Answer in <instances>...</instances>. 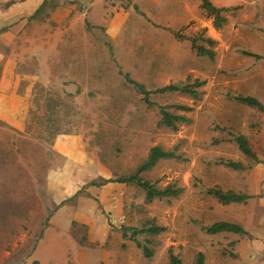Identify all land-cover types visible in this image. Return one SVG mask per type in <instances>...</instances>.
Masks as SVG:
<instances>
[{"label":"rangeland","instance_id":"rangeland-1","mask_svg":"<svg viewBox=\"0 0 264 264\" xmlns=\"http://www.w3.org/2000/svg\"><path fill=\"white\" fill-rule=\"evenodd\" d=\"M96 1L52 0L7 45L15 62L8 84L19 82L25 119L21 128L0 119V264H61L72 247L58 231L48 230L36 246L63 204L91 219L95 238L108 235L105 247L120 240L130 264H167L169 248L191 264L196 253L184 238L185 223L202 226L231 213L208 189L250 184L253 175L263 191L254 206L261 226L250 247L230 238L199 243L205 264H264V110L236 99L264 104V0H211L228 7L219 29L200 0ZM193 36L199 44L206 45L201 36L215 40L214 58L191 48ZM124 73L150 91L195 79L203 84L196 98L152 93L149 106ZM168 104L192 107L169 109L189 118L177 130L160 123L159 106ZM239 134L260 162L240 151ZM152 146L177 157L160 159L140 177L159 189L181 188L177 197L147 201L137 184L116 181L133 174ZM227 160L243 168L226 166ZM153 224L165 230L136 236L151 257L122 238L125 227ZM90 226L76 219L59 231L86 241Z\"/></svg>","mask_w":264,"mask_h":264},{"label":"crops","instance_id":"crops-1","mask_svg":"<svg viewBox=\"0 0 264 264\" xmlns=\"http://www.w3.org/2000/svg\"><path fill=\"white\" fill-rule=\"evenodd\" d=\"M8 1L10 0H0V119L11 122L13 125H16V127L21 128L22 126H24L25 117L23 114L25 112V109L23 105L22 96L18 91L19 82L11 84V86L10 84H8V72L10 70H12L13 72L14 69H12V66L15 62H13L11 58L7 55L6 50L7 45L14 38L19 36L21 31L24 30L27 25L28 19L31 18V16L34 14V12L43 0H17L13 4L6 5ZM96 2H98V0ZM134 4L139 7L138 2H133V5ZM214 5L218 7H226L224 6L226 4L221 3H217ZM13 68H15V66ZM18 97V105L11 104L12 99H17ZM229 189L246 193L250 195V198H248L245 203L221 204L217 202L218 205H222V208L224 205L227 207V209H230L231 211V213L228 214L229 216H227V218L221 220L240 224L248 232V234L240 235L232 232L208 234L202 228L204 226L210 225L213 222L205 221L202 226H198L194 223H191V225H187L185 223L186 237L184 238L189 242L188 247L190 249H193V254L201 251L206 255L207 251L205 250V248L201 247L199 242L207 240L209 242V246H212V241L217 238H230L232 241H236V247H238L240 243L245 241V243L250 247L252 239L255 240V234L259 233L258 228L261 225H258V213L257 210L254 209V206L257 204V201L260 198L258 196L261 195V192L263 191L262 180H258L257 176L253 175V179L250 184L242 183L234 187H230ZM63 205L59 206L57 208V212H55L51 219L48 220L49 225L47 229H43V231L41 232V236L38 238L39 240L37 242L36 247H39V245H42V243L45 241V237L47 236L46 232L50 229H53L54 231H58L62 240H64V242L69 243L70 247H72L71 253L69 255L65 254L62 256L61 264L131 263V260L128 257L131 256V254L125 252V250L121 251L119 248L120 240L117 239L115 241V245H110L108 248L105 247L108 235L101 238H95L92 232L93 228L90 226L92 225L91 219L87 216H83L82 213L78 211V206L71 207L68 205ZM233 205H235L236 207L235 211L232 210L234 209ZM223 209H225V207ZM71 216H74L73 219L83 221L84 223L90 226L89 234L87 235L86 241H81V239L77 240L71 235H69V237H65L64 234L60 233L59 230H61L62 227H66L68 224H72L73 221H75L72 220ZM53 238L57 237L53 236ZM93 245H95V247ZM247 245L246 248L248 247ZM34 252H36V248ZM191 261V264H193L194 255H192ZM34 262H36L34 264H40L38 260H34ZM22 264H29V261L25 263L23 262Z\"/></svg>","mask_w":264,"mask_h":264},{"label":"trees","instance_id":"trees-1","mask_svg":"<svg viewBox=\"0 0 264 264\" xmlns=\"http://www.w3.org/2000/svg\"><path fill=\"white\" fill-rule=\"evenodd\" d=\"M52 0H43L42 3L39 5V7L36 9L34 14L31 17L38 16L40 13L43 12V10L48 6L47 4L50 3ZM54 1V0H53ZM12 0L6 3V5L12 4ZM200 7L205 11L206 14H208L212 18V24L214 28L219 29L221 28L227 21L226 16L223 14L226 10H228V7H218L212 3L211 0H200ZM133 8L139 11V8L136 4L133 5ZM175 35V37H183L180 36L177 32L172 31ZM201 36V39L206 42L205 44H199L197 42V39L199 37L193 36V37H187L191 41V48L196 51L198 55H205L209 58H214V45L215 40L208 36ZM248 55H253L256 57H259L258 54H254L251 52H246ZM124 78L132 84L140 94L143 95L144 101L147 103V105L151 106L153 105V102L150 100V95L152 93H164V92H182L189 94L191 97L196 98L199 96V88L202 86L203 82L195 79L193 83H186L182 85L177 84H168L166 86H163L161 88H157L155 90H148L146 89L145 85L143 83H140L134 79H132L128 73L123 74ZM236 99L239 100L242 103H245L251 107H256L260 110H264V104L260 102L258 99L252 97V96H236ZM174 108L176 110L180 111H191L192 107L187 106L184 104H168V105H161L159 106V111L161 114L160 123L163 125L173 129H178L179 123H185L189 121V118L182 114H175L169 111V109ZM235 141L238 144V148L240 151L248 156L254 159L257 162H260V160L257 158L256 154L251 149L249 142L247 138L239 134L235 137ZM177 155L174 151L170 150H164L159 146H152L149 150L148 156L144 162H142L138 167L136 168L135 172L131 174L128 177H121L118 178L116 181L120 183H134L140 186L145 191V199L147 201H151L152 199L156 197H177L181 192V188H176L172 186H167L163 189H159L155 186H153L150 182L141 179L140 173L143 171L151 169L160 159H170V158H176ZM226 166H229L233 169H242L243 165L240 162L233 161V160H227L224 162ZM97 185V184H94ZM209 194L213 195L217 201L221 204H230V203H245L248 198H250V195L243 193L241 191H235L232 189H222L221 187H215V188H209L207 191ZM207 232L208 234H215L220 232H232L240 235H247L248 232L238 223L230 222V221H215L211 223L210 225L204 226L202 228ZM131 230V235L127 236L126 231ZM165 230L164 226H158V225H150L144 228H135V227H125V231L122 232V238H131L137 245V247L141 248L143 254L146 257L152 256V251L145 245H143L137 238V234L139 233H145L150 232L153 234H158ZM168 253V262L167 264H182L181 257L174 253L172 248H169L167 250ZM36 263V262H34ZM194 264H205V254L203 252H197L194 259Z\"/></svg>","mask_w":264,"mask_h":264}]
</instances>
